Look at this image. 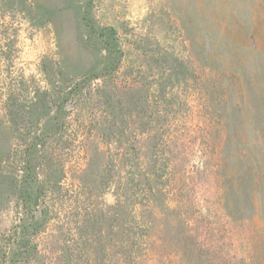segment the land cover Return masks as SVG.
I'll return each mask as SVG.
<instances>
[{
  "label": "rangeland",
  "instance_id": "1",
  "mask_svg": "<svg viewBox=\"0 0 264 264\" xmlns=\"http://www.w3.org/2000/svg\"><path fill=\"white\" fill-rule=\"evenodd\" d=\"M111 31L119 73L100 43ZM132 132L158 164L163 136L196 160L192 229L173 213L153 238L166 233L180 264L192 231L198 263L264 264V0H0V251L24 217L13 182L35 140L57 187L31 264L115 259L128 151L100 138Z\"/></svg>",
  "mask_w": 264,
  "mask_h": 264
},
{
  "label": "trees",
  "instance_id": "2",
  "mask_svg": "<svg viewBox=\"0 0 264 264\" xmlns=\"http://www.w3.org/2000/svg\"><path fill=\"white\" fill-rule=\"evenodd\" d=\"M108 31H110L108 28L102 29L104 34ZM114 37L113 32L109 38L103 35L100 43L115 72L119 73L124 53L118 39ZM48 131L47 141L52 137V130ZM149 138L147 136L144 139L135 132L108 134L100 138L106 141L110 150H115V142H121L120 145L124 144V149L128 153L125 154L124 162L120 165L119 182L115 186L120 217L115 259L111 250L104 251L102 260L97 264H180V259L184 258V254L178 248L171 253L166 233L163 232L154 239L152 230L155 221L158 220L165 225L166 217L173 213L175 222H183L186 231L192 229L196 207L185 202L189 201V191H192L191 187L197 180V170L190 166L196 164V160L187 159L188 153L184 148L182 137L163 136L152 147L154 153L158 150L157 157L160 159L158 164L154 159L155 154L148 156L147 151L144 150ZM47 141L41 145H46ZM28 148L25 176L18 180L13 177L15 182L12 181L15 187L14 194L18 196L21 215L24 217L10 234V241L1 246L0 264H31L38 262L40 258L36 235L39 234L38 231L44 223V220L41 221L42 216L49 217V194L57 187V183H53V179L57 176L48 172L47 178L42 179L41 172L49 170L52 161L43 153L39 154L37 141H32ZM196 158H198L197 155ZM5 178H8L7 173L1 166L0 180L5 182L3 180ZM42 206H45V210H41L39 214ZM183 209H189L193 214L185 219ZM185 233L187 235V232ZM190 234L188 236L189 255L186 253L188 264H204L197 262L198 250L194 243L196 233L192 231ZM172 254L174 256L171 258Z\"/></svg>",
  "mask_w": 264,
  "mask_h": 264
}]
</instances>
